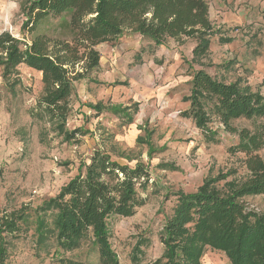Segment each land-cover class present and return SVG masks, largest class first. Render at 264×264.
I'll list each match as a JSON object with an SVG mask.
<instances>
[{"label":"trees","instance_id":"obj_1","mask_svg":"<svg viewBox=\"0 0 264 264\" xmlns=\"http://www.w3.org/2000/svg\"><path fill=\"white\" fill-rule=\"evenodd\" d=\"M19 11L24 17L22 32L32 34L41 23L63 19L60 27L67 30L69 41L37 34L27 43L1 33V78L14 88L20 83V66L40 73L42 93L33 113L39 117L42 113L52 131L66 142L85 135L82 128L69 131L66 125L73 84L99 65L97 46L115 43L124 33L138 35L155 48L167 40L185 38L195 42V60L207 52L211 37L217 34L204 0H24ZM261 89L253 90L238 81H217L201 69L193 73L189 94L182 98L188 108L180 117L192 122L206 144L219 142V132L211 126L214 122L235 136L237 143L227 152L243 155L245 174L236 176V170L220 173L203 180L194 193L175 192V206L159 233L163 254L152 264H201L206 249L223 254L229 264H264V212L246 202V198L264 196V156L259 155L264 130L232 126L237 120L264 118V84ZM92 109L101 113L99 106ZM108 111L127 126L133 123L135 112L130 109ZM139 130L144 136L138 137L136 144L146 145L145 137H151L152 132L145 127ZM153 152L151 149L150 154ZM150 180L143 164L131 168L95 150L89 163L80 164L77 174L55 197L34 209L0 217V264L6 263L14 241L26 234L31 217L36 246H46L52 239L56 251L67 254L90 235L99 263L119 264L109 243L108 221L134 216L144 205L137 190H145ZM140 244L137 242L133 251L137 252ZM58 261L85 264L65 257Z\"/></svg>","mask_w":264,"mask_h":264},{"label":"rangeland","instance_id":"obj_2","mask_svg":"<svg viewBox=\"0 0 264 264\" xmlns=\"http://www.w3.org/2000/svg\"><path fill=\"white\" fill-rule=\"evenodd\" d=\"M23 1L0 0V34L7 32L27 43L37 34L69 41L67 30L60 27L63 19L41 23L32 34L22 32L24 17L19 10ZM204 1L217 34L211 37L203 55L191 59L193 40H167L155 59L146 54L139 60L130 58L129 64H119L105 77H98L93 71L73 84L66 128L85 131L75 141L66 142L52 131L42 113V117L33 113L42 93L41 74L20 66L17 77L20 83L10 88L1 78L0 69V217L24 208L34 209L55 197L77 174L79 165L88 164L93 152L99 150L119 164L132 168L140 163L150 172L148 187L137 190L144 205L132 217L111 218L108 231L119 264H152L163 254L159 233L175 206V192L194 193L203 180L220 173L236 170V176L245 174L241 165L243 155L232 156L227 152L236 145L235 136L214 122L211 126L218 130L219 142L206 144L192 122L181 118L179 112L183 111L182 97L189 94L190 79L200 69L217 81H238L253 90H263L264 0ZM227 39L229 43L224 42ZM116 82L123 84V88L114 85ZM128 98H131L128 107L110 101ZM133 98H138L136 104L141 105L133 117L137 126L152 131L151 137H145L146 145L136 144L143 132L132 131L106 112L111 109L136 112ZM94 106H99L101 113L93 110ZM232 126L237 130H264V118L237 120ZM151 149L154 152L150 154ZM259 155L264 156V147ZM160 165L167 168H159ZM246 202L264 212V196L246 198ZM33 219L28 222L26 234L10 247L5 264H60V257L100 264L90 235L77 250L67 254L57 252L52 239L46 246H36ZM137 242L141 244L135 252ZM201 264L229 262L223 254L206 249Z\"/></svg>","mask_w":264,"mask_h":264},{"label":"crops","instance_id":"obj_3","mask_svg":"<svg viewBox=\"0 0 264 264\" xmlns=\"http://www.w3.org/2000/svg\"><path fill=\"white\" fill-rule=\"evenodd\" d=\"M183 39H185V38H183ZM96 50L100 54V59H99V65H98L97 69L94 70V74H96L98 77L101 75H103V77H105V75H106L105 73H108L109 70L114 68V67L117 68L119 64H121V65L122 64H129L130 58H134L135 60H139L141 57L142 58L144 57L143 56L144 54H146V56L148 58L150 56L152 59L157 58V53L159 51H161V46L155 48L151 42H149L148 40H146V39H144L138 35H134L131 33H124L117 40V42L100 44L99 46L96 47ZM192 50H193V47L191 48V51H190L191 59L193 58L192 57ZM102 55H104L105 57H102ZM125 60L127 62H125ZM157 73H161V72H157ZM191 79H192V77H191ZM191 79H190V81H191ZM117 87L123 88V84L118 85ZM130 99L131 98H128V99H125V100L120 101V102L117 101L116 103L114 102L113 99H111L110 101L113 105L128 107L130 105L129 104ZM181 102H182V99H181ZM133 103L137 109L135 114H137L139 112V108L141 107V105L136 104V103H139L138 98H133L132 104ZM158 105H159V103H158ZM182 105L183 106H181L182 107L181 109H183V111L188 108V103H183ZM107 111L108 110H106V112ZM180 112H182V111H180ZM180 112H179V114H180ZM117 120L122 121L119 119H117ZM137 124H138V122L135 121V119L133 118V123L131 125H128V126L130 127V129H132V131H135V132H136V129L138 131H140L139 128H144V127L137 126ZM150 132H152V131H150ZM134 137L136 139L137 135L135 134ZM140 137H142V136H140Z\"/></svg>","mask_w":264,"mask_h":264},{"label":"bare ground","instance_id":"obj_4","mask_svg":"<svg viewBox=\"0 0 264 264\" xmlns=\"http://www.w3.org/2000/svg\"><path fill=\"white\" fill-rule=\"evenodd\" d=\"M38 73V72H37ZM38 74H40V73H38Z\"/></svg>","mask_w":264,"mask_h":264}]
</instances>
